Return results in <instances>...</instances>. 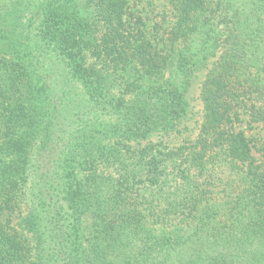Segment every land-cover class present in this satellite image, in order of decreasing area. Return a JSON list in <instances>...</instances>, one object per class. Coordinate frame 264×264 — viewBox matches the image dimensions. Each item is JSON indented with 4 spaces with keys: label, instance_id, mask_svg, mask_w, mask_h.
Listing matches in <instances>:
<instances>
[{
    "label": "trees",
    "instance_id": "obj_1",
    "mask_svg": "<svg viewBox=\"0 0 264 264\" xmlns=\"http://www.w3.org/2000/svg\"><path fill=\"white\" fill-rule=\"evenodd\" d=\"M164 1L0 0V264H264V0Z\"/></svg>",
    "mask_w": 264,
    "mask_h": 264
},
{
    "label": "rangeland",
    "instance_id": "obj_2",
    "mask_svg": "<svg viewBox=\"0 0 264 264\" xmlns=\"http://www.w3.org/2000/svg\"><path fill=\"white\" fill-rule=\"evenodd\" d=\"M131 3L136 7L137 10H139L141 15L148 19L149 25H154L157 22H160L162 20V15L165 14V16H167V13L170 12L167 3L164 0H131ZM9 4L10 3H8V5ZM213 59L214 58H212V60ZM210 65L211 64H207V66L199 69L194 74L192 86L188 95L190 102L188 116L183 125L180 126V131L177 132V134L172 133L168 136V138L163 137L164 139L169 140L171 144H175L179 139H183L186 136L196 137L198 133V120L203 108V103L200 96V86L205 78L207 67ZM258 132H260V129L248 130V133L251 136L254 135L257 138L264 135L263 131L261 134Z\"/></svg>",
    "mask_w": 264,
    "mask_h": 264
}]
</instances>
